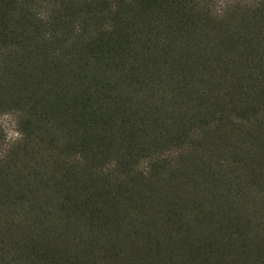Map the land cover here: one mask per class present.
Wrapping results in <instances>:
<instances>
[{
	"label": "rangeland",
	"instance_id": "1",
	"mask_svg": "<svg viewBox=\"0 0 264 264\" xmlns=\"http://www.w3.org/2000/svg\"><path fill=\"white\" fill-rule=\"evenodd\" d=\"M13 1L11 6L16 8V14L20 0ZM22 1L40 13L48 11L53 3L52 0H46V5H42L45 0ZM65 4L68 9H63V13L58 11L59 19L60 15L66 14L68 20L87 11L84 5L77 6L75 2ZM215 6L188 9V18L192 22L199 17L205 19L209 13H215ZM229 6L232 9L225 11L224 17L228 16L223 23L208 16L209 30L206 25H197V32L188 42L180 40L181 47L173 51L177 57L161 53L155 42L150 46L153 53L148 57H152L154 69L150 68L149 81L167 86L142 92L148 106L154 107L160 98L164 104L168 101L162 91H169L170 86L163 77L172 73L183 75L179 80L187 83L189 91L182 107L169 102L166 110L144 114L149 126L138 133L141 134L138 145L148 147L149 138L145 134L151 133L161 143L174 135L182 137V132L191 128L185 146L190 145L191 153L180 157L175 154L171 161H164L157 170L165 171L166 179L156 174L147 184L149 187L143 185L142 193L130 190V185L118 186L112 175L105 178L109 183L107 192L118 188L136 199V208H131L129 214L137 217L133 226L139 232L132 230L120 250L104 251L107 241L94 218L83 215L65 220V210H61L60 204L66 205L60 201V197H66L65 191L72 189L69 195L73 199L86 185L91 188L92 183L100 180L102 184L107 180L88 170L76 173L59 158L63 156V147L56 146L58 128L62 132L64 126L59 120L53 127L54 111L62 109L58 102L67 108L70 104L60 98L62 91L69 89L66 82L59 85L65 66L53 58L57 54L55 48L42 47L46 58L36 60L29 55L25 60L18 57L9 60V71L0 79V89H4L0 93V146L12 149V156L0 164V202H5L9 214L18 215L17 224L24 226L23 230L32 226L26 230L29 238L23 233L16 234L17 243L29 242V247L43 249L47 260L56 264H264V45L261 39L254 38L258 33L264 34V8L256 12L237 11L241 6L237 0H230ZM243 27L244 30L239 29ZM238 31L242 32L237 36ZM38 60L44 61L40 65ZM239 79L251 85V93L241 86ZM87 81L77 79L81 88L90 84ZM59 87L63 90H57ZM17 103L23 110L31 109L28 114L33 119L41 113L46 130L52 128L49 135L42 130L31 136L38 129L32 119L29 126L24 123L28 134L21 141L13 116L19 109ZM111 117L117 119L118 114L112 112ZM130 130L129 124L109 129L107 138L97 148V157L103 155L106 145L109 146L107 159L119 157L118 147L130 138H123L132 135ZM153 142L156 143L155 139ZM168 148L175 147L169 144ZM196 156L199 166L191 163ZM126 183L131 184V180ZM92 194L96 195L93 190ZM78 200L77 211L84 199ZM171 215L187 218V224L178 227ZM34 226L37 228L33 229ZM6 239L10 240L8 233L0 242ZM192 241L203 247L195 251ZM114 252L118 257L121 254L122 261L118 257L110 258ZM8 259H3L4 264H11ZM18 264L29 262L24 259Z\"/></svg>",
	"mask_w": 264,
	"mask_h": 264
},
{
	"label": "trees",
	"instance_id": "2",
	"mask_svg": "<svg viewBox=\"0 0 264 264\" xmlns=\"http://www.w3.org/2000/svg\"><path fill=\"white\" fill-rule=\"evenodd\" d=\"M68 1L75 2L78 4L77 6L84 5L87 11L74 14L68 20L65 19L66 14L63 17L60 15V19L57 18L58 11L62 12L63 9L65 11L68 9L65 4ZM254 1L256 0H237V5H241L237 11L254 9L253 12H256L258 9L264 8V0H257L255 3ZM51 2L53 3L49 10L40 13L38 10L31 9L32 7L25 1L20 0L19 10L15 14L16 8L11 6L14 5L13 0H0V79L9 71L11 62L9 60L13 57L25 60L27 56L32 55L37 60L46 58L43 55L46 51L43 50V46L48 50L50 47L55 48L54 51L57 54L53 58L61 66H65L59 85L63 86V83L66 82L69 89L64 92L60 86L57 90L62 91L61 100L70 104L67 108L58 102L57 105L61 104L62 109L54 111L53 127L59 124V120H62L61 125L64 126L62 132L58 128L59 135L56 141V146L62 145L63 147V156L59 157L60 160L62 163L66 162L67 165H70L76 173H85L88 170L91 174L99 175L103 179L112 175L118 186L130 185V190L142 193L141 191L145 190L143 185L149 187L147 184L156 174L160 173V178L166 179L167 173L157 170L164 161H171L175 154L180 157L186 152V155L191 153L190 145L185 148L186 142L191 137V128L182 132V137L174 135V138H167L161 143H158L157 138L151 133L145 134L149 138L148 147L141 148L138 145L141 135L138 133H142L145 127L149 126L147 116L158 110L159 112L163 109L166 110L165 106L169 102H172L174 106L182 107L185 94L189 91L187 83L179 80L183 75L173 73L168 76L163 75V80L170 86L169 91H162L168 101H165L164 104L160 98L157 105L148 106L149 103L147 104L142 92L148 89L160 90L161 87L167 86L158 84L154 80L149 81V75L152 72L150 68L154 69L151 63L152 57H148L153 53L150 46L155 42L160 47L161 53H172L177 57L178 54H173V51L181 47L180 40H187V42L190 40L191 36L195 34L194 32H197V25H206L209 30L208 19L210 18L208 16H213L223 23L224 18L228 16L224 17L225 11L232 9V6H229L230 0H52ZM46 4L48 3L45 0L42 5ZM211 4L216 5L213 7L217 8L214 10L215 13H209L205 19L196 18L195 22L189 20L188 9H209ZM26 7L27 9L24 10ZM37 7L40 8V5ZM20 12H22L21 15ZM42 22L45 23V26ZM44 27L47 29L43 30ZM239 29L244 30L245 27ZM241 32L238 31L237 36ZM256 37L261 39V45H264V34L258 33L254 38ZM43 61L38 60L37 62L41 65ZM83 72L86 73L79 75ZM80 78L85 79V82L88 80L90 86L81 88L77 82V79ZM240 84L250 92L249 88L252 87L249 83L246 85L240 80ZM254 91L253 94H255ZM2 92L4 89L1 87L0 93ZM17 106L19 108L21 104L17 103ZM29 110L31 109L23 110L22 107L17 109V112H13L16 129L23 142L28 134L26 133L28 129L26 124L29 126L33 119L32 115L28 114ZM112 112L118 114L117 119L111 117ZM144 114L148 115L143 118ZM33 120L38 129L33 132L29 128L34 133L31 136L42 130H45V134L49 135L52 128L46 130L41 113H38ZM51 120L49 119V121ZM118 124L121 126L129 124L132 133V135L123 137L124 140L130 138L118 147L120 156L107 159L109 146L106 145L103 155L97 157V148L107 138L109 129L118 127ZM206 128L211 129L209 124H206ZM145 135L142 136L145 137ZM51 139H53L52 136ZM154 139L156 143L153 142ZM62 140L67 141L63 144ZM170 141L172 142L169 143ZM169 144L175 147L174 150L168 148ZM181 145H183L182 148L179 147ZM11 156L12 149H1L0 146V164L7 162ZM198 162V156L191 159V163L197 166L200 165ZM130 180L131 184H127L126 181ZM98 181L91 182L92 186L89 185L91 188H87L86 185L73 199L69 195L72 189L65 191L66 197H60V201L66 205L59 204L61 210H65H63L65 220L72 219L70 216L76 218L77 216L83 217V215L86 218L95 219L107 241L104 244V251L108 248L120 250L119 247L128 240L132 230L139 232L133 226L137 217L129 214L130 209L136 206V199L129 198L125 191L116 187V191L107 192L108 180L107 183L102 184L100 180ZM92 190L96 194L95 196L92 194ZM80 197L84 200L81 203V208L77 211ZM4 205L5 202H0V206H2L0 210V239L8 233L10 240L6 239L0 242V264H4L3 259L5 258H9L8 261L11 264L21 263L24 259L29 264H56V261L47 260L48 255L42 251L43 249L29 247V242L17 243L14 238L16 234L23 233L25 237L29 238L27 229L32 226L23 230L24 226L17 224L18 215L15 217L13 213L9 214L8 208H5ZM171 218L180 228L187 224L185 217L171 215ZM35 228L37 226L33 227V229ZM130 228L132 229L130 230ZM30 236L32 237V235ZM193 246L195 251L203 247L195 241H192ZM38 256L42 258H38ZM112 256L118 257V253L114 252L113 255L111 253L110 258ZM105 257L108 259L107 254ZM122 258L119 254L118 259L122 261ZM100 259L106 263V259L103 257ZM127 262L128 260L125 261V263Z\"/></svg>",
	"mask_w": 264,
	"mask_h": 264
}]
</instances>
